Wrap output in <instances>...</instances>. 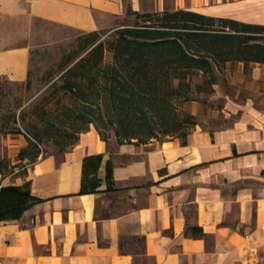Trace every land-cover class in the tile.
Returning <instances> with one entry per match:
<instances>
[{
  "label": "crops",
  "instance_id": "1",
  "mask_svg": "<svg viewBox=\"0 0 264 264\" xmlns=\"http://www.w3.org/2000/svg\"><path fill=\"white\" fill-rule=\"evenodd\" d=\"M169 5L264 24V0ZM127 6L143 8L141 0H0V79L26 80L30 47L13 42L32 19L83 33L110 27ZM234 69L249 86L264 78V63ZM222 110L237 119L196 126L184 142L106 144L91 124L70 149L0 173V264H264V111L231 99Z\"/></svg>",
  "mask_w": 264,
  "mask_h": 264
},
{
  "label": "trees",
  "instance_id": "2",
  "mask_svg": "<svg viewBox=\"0 0 264 264\" xmlns=\"http://www.w3.org/2000/svg\"><path fill=\"white\" fill-rule=\"evenodd\" d=\"M126 12L135 22L117 28L111 41L100 39L97 31L80 33L78 48L59 61L57 87L71 100L62 107L79 118L78 134L92 124L106 144L109 134L118 144L163 140L160 134L184 142L191 130L181 128L184 122H197L188 112L180 119L175 100L197 99L192 75L200 73L211 87L228 61H243L245 69L264 63V24L183 8L138 12L128 7ZM35 140H28L33 153L22 149L21 158L40 154Z\"/></svg>",
  "mask_w": 264,
  "mask_h": 264
},
{
  "label": "rangeland",
  "instance_id": "3",
  "mask_svg": "<svg viewBox=\"0 0 264 264\" xmlns=\"http://www.w3.org/2000/svg\"><path fill=\"white\" fill-rule=\"evenodd\" d=\"M163 1L166 6L164 9H168L172 0ZM141 2L143 8L140 12L160 10L159 0ZM134 22V15L126 12L115 19L110 27L98 28L97 36L111 41L117 28L132 25ZM80 33L81 31L70 26L32 19L29 32L13 42L29 45L31 54L26 80L13 82L0 79V168L4 173H15L21 170L24 164L31 163L38 157L62 153V149H70L78 137L76 128L80 123L79 118L71 117L70 112L62 107V103L71 105V100L57 86L62 69L59 61L64 54H70L78 48ZM110 59L111 52L106 49L105 61ZM235 65L236 62H233L217 73V81L211 87L203 83L200 73L190 77V87L195 90L194 96L197 99L184 101L182 96H179L175 102L177 112L181 115L180 119L187 112L192 113L197 124L188 125L186 121L181 128L189 126L193 129L201 125L214 129L229 125L237 119L238 113L227 115L222 110L228 99L236 102L249 100L256 109L264 111V78L249 86L246 81L236 79L233 74ZM109 135L108 141L113 142V135ZM168 137L159 135L161 139ZM35 138L40 154L34 160L21 158L22 149L33 153L28 140Z\"/></svg>",
  "mask_w": 264,
  "mask_h": 264
},
{
  "label": "built area",
  "instance_id": "4",
  "mask_svg": "<svg viewBox=\"0 0 264 264\" xmlns=\"http://www.w3.org/2000/svg\"><path fill=\"white\" fill-rule=\"evenodd\" d=\"M2 242V239L0 238V243Z\"/></svg>",
  "mask_w": 264,
  "mask_h": 264
}]
</instances>
